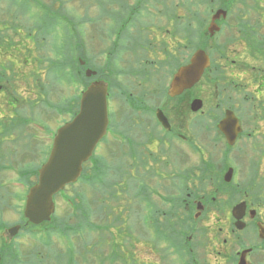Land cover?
Returning a JSON list of instances; mask_svg holds the SVG:
<instances>
[{
    "label": "flooded vegetation",
    "instance_id": "obj_1",
    "mask_svg": "<svg viewBox=\"0 0 264 264\" xmlns=\"http://www.w3.org/2000/svg\"><path fill=\"white\" fill-rule=\"evenodd\" d=\"M77 1L84 11L101 7V19L89 22L103 44L102 72L92 80L108 84L107 129L87 161L97 198L85 214L121 220L145 264H237L242 252L255 264L264 253V214L254 205L264 188L250 171L254 155H264V0ZM77 11L70 35L46 38L7 22L0 42L78 41ZM198 49L209 65L191 89L171 95L174 73ZM198 98L202 106L192 110ZM226 119L240 128L231 144L220 126ZM226 203L245 206L232 214L222 211ZM224 217L232 227L222 237Z\"/></svg>",
    "mask_w": 264,
    "mask_h": 264
},
{
    "label": "rangeland",
    "instance_id": "obj_2",
    "mask_svg": "<svg viewBox=\"0 0 264 264\" xmlns=\"http://www.w3.org/2000/svg\"><path fill=\"white\" fill-rule=\"evenodd\" d=\"M20 4L22 0H19ZM24 1V0H23ZM43 3H48L47 5L51 4L50 1L54 0H38ZM63 3L61 4L60 1L56 2L55 5H52V8L54 11H51V17L53 21L56 22L59 21V19L62 16H66L69 18H72L74 14V10L77 9V20H79V24L82 28V35L83 37L79 38V43L82 46L83 50H80V54L82 53L83 59L87 62L88 65L92 64L94 65H100L101 64V53L99 51H102L103 44L101 41H97V39L92 37L91 35H94V29L96 27L90 26L89 22L90 20L85 19V16L87 17H94L99 13L100 7L92 6L89 7L88 10H83V4L81 5L80 1L77 0H62ZM241 1V3H238L239 6L242 7V5L250 4V2H253L255 0H238ZM245 3V4H244ZM2 4V3H1ZM27 7L29 12L27 14H24L25 16H20L18 18H12L10 17L11 13L8 11L7 16L8 18L12 19L16 24H18L19 21L25 22L28 27L26 28V32L31 30L30 24L32 23L33 19L39 20L38 13L39 11L31 6ZM3 6V5H2ZM6 16V15H5ZM6 16V17H7ZM59 17V19L57 18ZM27 19V20H26ZM96 19V18H95ZM94 19V20H95ZM84 20V22H83ZM29 21V23H28ZM54 21V28H57V23ZM66 25V28L68 32H71V24L66 23L62 24ZM65 29V28H64ZM61 26L57 28L56 32H59V35L61 34ZM31 33V32H30ZM34 33V32H32ZM31 33V34H32ZM26 34V33H25ZM30 34V35H31ZM88 37H90L93 41H89ZM36 43H39L41 47H39L41 50L40 53H42L44 59L47 57H50L51 59H54L56 57L63 56L64 53H62L61 46L62 43L59 42H50V43H44V42H34V40L30 37V41L25 43V46L27 47L23 54L21 56H28L30 58L29 63L23 62L21 63L20 67H16L15 65L10 66L9 64H5L6 58L4 56V53L9 48L6 46L3 42H0V70H2L3 76L8 81L7 85L13 86V88L16 90L18 96L16 98L18 99L17 102H15L17 108L23 109L24 114L33 119L37 124L43 125L46 129H42L39 125L34 128L32 124H29L24 129V133L21 135V139L17 142H19L22 146H16L18 149L24 148L25 144L28 142L29 134L31 136V140L29 141V147L26 149L25 154L17 153V157H10V156H1L0 157V201H6L7 206H4L2 210H0V246L3 245L4 239L2 238L1 231L7 227H11L15 225L16 223H19L21 220V211L24 204V196L27 192V183H35L36 176L32 175L29 177V181H21L22 172H27L30 169L37 168L41 163L44 162L46 158V152L49 151L50 144L52 142V136L55 134V132L58 130V127L66 122L69 119V115L72 111V105L74 106V96L79 93L81 89L80 82H75L74 84H68L66 81L61 80L55 81L52 80V76L47 74L48 70L45 67L46 62L44 60L43 65L40 64L37 59H35V48ZM50 44V45H49ZM16 43L14 44V46ZM74 45V44H73ZM71 47V43H70ZM56 48H59L61 50H57ZM61 52V53H60ZM32 55V56H31ZM96 55V56H94ZM17 62V61H16ZM71 71L75 68V66H71ZM0 84H4L2 82H6L4 78L0 80ZM55 81V82H54ZM38 83L40 84L38 88H31L29 87L32 84ZM6 85V83H5ZM6 88L10 90L7 86ZM8 94V92L6 93ZM14 96V94L12 93ZM39 97L40 99H37ZM207 100H210L209 96H205ZM24 100H23V99ZM74 99V101H73ZM5 101V97L0 93V114L5 115H13V112L9 109H5V106L3 105ZM34 102L35 105L28 108L29 103ZM52 105H48V103ZM67 104V105H66ZM69 113V114H68ZM262 129L260 128L259 132ZM36 137V138H35ZM14 139V136H11V139ZM34 138V139H33ZM37 141V142H35ZM12 142V140H11ZM11 142H3V145L8 148V151H11L13 149ZM35 142V143H33ZM11 145V146H10ZM39 150V152H38ZM39 153V154H38ZM103 151L99 152V155H103ZM253 156V155H252ZM10 158V161H9ZM256 158V155H254V159ZM13 165H11V163ZM257 162V161H254ZM253 162V163H254ZM259 162V168L258 169H250L252 173V177L255 178V180H258L262 177H264V155H260ZM10 163V165L6 166L4 170H1V165ZM14 163H16L14 165ZM252 163V164H253ZM89 165V164H88ZM88 165H86V171H88ZM244 165V162L240 163V166L242 167ZM245 165H247V161L245 162ZM8 168V169H7ZM248 171V169H247ZM89 178L87 172H84V180L80 183V180L77 182V184H74L71 187H67L65 190V193L62 192L61 195L56 196L54 200L55 205V211L54 214L50 220L55 218V222L59 224L58 229L60 232L64 229L65 226L63 224L65 223L66 226L69 225H76L78 227L83 226L84 229L78 231V234H81L80 236L77 235H70L71 237H65L64 235H59L53 233L52 235L48 233V235L44 234L45 232H42L41 230L45 229L44 226H39L35 228H30L29 230L33 233L37 232L36 237L39 236L38 232L41 234L40 238L43 240L42 242H38V240L33 239L29 234V232H21L19 230L18 234L12 238V240L9 242V245L15 244L16 249H19V254H24L22 249L26 247L28 250L34 249V245L37 244V248L35 249L37 255H42L43 260L47 259L48 261L44 264H64V259L62 258L60 262L57 260V255L60 254V252H64V256L68 258L70 249H73L74 257L73 259L79 264H95L96 261L98 262H107L110 260V255L114 254L116 255L117 251L122 254L123 259H125L126 264H137L136 259L138 260L139 264H145V259L143 257L138 256L137 257V251L135 248L128 249L123 245V242L127 239L130 241V243L133 245L135 244V238L132 236H128L127 230L122 228V222L119 221L118 225H115L114 227H108V231L102 233L100 232L99 239H97L98 231H95V233L90 234V242L88 243L89 239V230L87 229L85 223V213L88 210V206L90 205V202L93 201L94 197L91 200L90 194L88 192V186L86 179ZM82 179V178H81ZM20 182V185L18 183ZM27 182V183H26ZM96 183V182H95ZM259 184L264 188V180L262 179ZM4 185V186H3ZM93 190H95V186H93ZM100 194V193H99ZM78 196V197H77ZM70 199L74 201L75 207H70ZM111 201V200H110ZM9 202V203H8ZM80 209L76 211L77 205ZM113 205L112 203H110ZM233 203L229 204H220L221 209L223 212H228L230 210L231 205ZM259 207H257L258 212L260 214H264V201L257 203ZM116 205V204H115ZM256 206V204H254ZM220 208V207H219ZM98 213L102 210V205H100L98 208ZM115 212L120 211L118 207H115ZM102 215L105 214H94L91 218H93L94 222H97L96 227H100V231H102L106 226L105 219L102 223ZM106 217V216H105ZM89 218V217H88ZM231 217H224L223 219L217 220L219 228L221 229L222 237L226 235L225 233L229 230L228 227H232L231 223ZM117 222V221H116ZM102 223V224H101ZM118 223V222H117ZM49 227V226H48ZM23 231V230H22ZM43 234V235H42ZM64 236V237H63ZM81 237V239H80ZM67 238V239H66ZM48 239V240H47ZM47 241L45 244L44 242ZM111 242L114 243V249H110L109 246ZM127 242H125L126 244ZM47 245V246H44ZM108 248V251L106 252V249ZM32 249V250H33ZM25 250V249H24ZM34 252V251H33ZM32 252V253H33ZM56 255V258H54V254ZM77 254V257H76ZM28 256V255H27ZM24 261H28V259H32V261L35 264H42L40 260L28 256L27 258H24ZM254 259L257 260L255 264H264V253L259 252L258 255L254 257ZM73 260L72 264H77ZM142 260V261H140ZM32 262V264H34ZM71 264V262H70ZM115 264H121V262H117Z\"/></svg>",
    "mask_w": 264,
    "mask_h": 264
},
{
    "label": "water",
    "instance_id": "obj_3",
    "mask_svg": "<svg viewBox=\"0 0 264 264\" xmlns=\"http://www.w3.org/2000/svg\"><path fill=\"white\" fill-rule=\"evenodd\" d=\"M207 65V56L202 50H197L191 57L190 63L181 67L174 75L171 93H180L192 87ZM86 74L89 75V71ZM199 107L200 101L194 100L192 109ZM106 125V89L99 83H93L83 91L75 116L57 130L47 160L38 170L37 182L27 193L23 214L28 223L37 225L50 219L54 211L53 196L66 185L77 180L83 162L88 159L95 145L104 135ZM220 126L231 144L240 128H235L234 122L228 119ZM230 172V170L227 172L226 180ZM244 206V203L237 204L233 207L232 213L237 214V211ZM236 219L238 220L239 217ZM239 223L237 221L236 226L242 228ZM18 229L17 225L9 228L7 232L9 236H13ZM244 254L245 252L241 253L237 264H246Z\"/></svg>",
    "mask_w": 264,
    "mask_h": 264
},
{
    "label": "trees",
    "instance_id": "obj_4",
    "mask_svg": "<svg viewBox=\"0 0 264 264\" xmlns=\"http://www.w3.org/2000/svg\"><path fill=\"white\" fill-rule=\"evenodd\" d=\"M56 1H60V0H55L53 2H56ZM97 1L98 2H102V0H97ZM258 1H261V0H255V2H258ZM0 2H1V0H0ZM5 2L7 4H9V3L12 4V7H8L7 6L5 9H7V11H10L11 13H13L14 14L13 17L15 18V15H17L18 13L23 12L25 9H27V7L23 8V7H21V5L26 4L27 2L35 3V0H24L23 2H21L22 3L21 5H18V4H20L19 0H5ZM53 2H51V3H53ZM40 10H42V12L44 13V16H46L47 14H50L51 11H54L51 6L50 7L46 6L43 9H40ZM101 14H102V11H101V7H100V11H99V13L97 15V17L99 19H101ZM45 29H46V31L50 32V31L53 30V27L52 26H46ZM48 43H50V42H48ZM39 47H41L40 44L36 43V48H35V52H34L35 59H37V57H38L39 50H40ZM62 53H64L63 56L56 57L54 59H51L50 57L45 58L46 68H48V70H49L48 74H52L54 79H55V81L64 80V81H67V83H71V80H72V77H73V74H74V71H71V68H72L71 66L74 64L77 67H81L78 64V57H77L78 54L71 53V50L69 49V47H64V50L62 51ZM82 59H83V57H82ZM35 87L37 88L38 85H36ZM10 105H11L10 103H6V106L8 108H11V107H9ZM14 113H15V115L10 116V117H6V118L4 117V115L0 116V157L1 156L2 157L3 156H10V157L12 156V157L15 158V157L18 156L17 153L25 154L26 149L29 147L28 146L29 145V141L31 140V138H29V137L31 136V134H29L28 142L24 145L25 146L24 148L18 149L16 147V146H22L17 141H19L21 139V135L24 133V129L26 128V126L28 124L27 123L28 121L18 111H14ZM11 136H14V139L13 138L11 139ZM11 140H12V142H11ZM3 142H7V143L11 142L12 146H13V149L11 151H8V148H6L3 145ZM38 152H39V150H38ZM9 161H10V158H9ZM10 163L1 165L2 166L1 170H4L6 166L10 165ZM15 164L16 163H14V165ZM11 165H13V163H11ZM37 168L30 169L27 172L23 171L22 174H20L21 181L28 179L27 180V182H28L30 176H32V175L36 176ZM23 182L25 183V181H23ZM31 185H32V182L31 183H27V187H29ZM4 206H7V202L4 201V200L0 201V210H2ZM78 209H80V208L77 207L76 210H78ZM52 220L53 221H51V222H45V223L40 224L38 226L29 224L28 225L29 227H28V229L25 232H29V234H31L30 236L33 237V239L38 240V242H42L43 240H41V238H40L41 234L38 232L39 236L36 237L35 234H37V232L33 233L32 231L29 230L30 228H35V227H39V226H44V227L46 226L45 229L41 230L42 232H45L44 234H46L47 231H48L49 235L50 234L52 235L53 233H55V234L57 233V234H59L61 236L65 235L66 237H69V238L71 237L70 235H72V236L73 235L80 236L81 234H78L79 229H80V231L82 229H84L83 226L77 227L76 226L77 224L76 225L72 224V225L66 226V224L64 223L63 226H65V227L62 230V232H60V230L58 229L59 224L57 222H55V218H53ZM84 220H86L85 225H86V227L89 228V230H90V228H92V229L95 228V226L93 227L91 223H90V225L87 224V221H88L87 217H85ZM105 226H107V225H105ZM107 229L108 228L105 227L100 232L104 233V232L108 231ZM46 235H48V234H46ZM80 239H81V237H80ZM46 242L47 241H45L44 244ZM89 242H90V234H89L88 243ZM44 246H47V245H44ZM37 247H38L37 244L34 245V249L32 248L33 250L32 249L28 250L26 247H24L22 249L24 254H22V253L19 254V252H18L19 249H16L15 244H14V246L12 244L9 245V243L8 244H3V245L0 246V264H32V262H33L32 259L29 258L28 261H24V259L22 258V257L27 258L28 256L35 257L36 259L39 258V256H40V258L37 259V260L38 261L40 260V262H42V264H44L48 260L47 259L43 260L42 255H39V256L37 255V253L35 252L36 251L35 249ZM110 248L112 250L114 249V243L113 242H111ZM53 254H54V258H56L55 253H53ZM64 257H65L64 261H66V262H64V264H70V262H71V264L73 263V260H74L73 259V257H74L73 254L71 256L68 255V258H67L66 255L64 256L60 252V254L57 255V260L60 262V260L62 258L64 259ZM76 257H77V255H76ZM109 258H110L109 263L96 261L95 264H115V262L117 260H121L122 259V254L119 253V251H117V253L115 255L114 254V250H113V255L112 256L110 255ZM122 261H125V259H123ZM77 264H79V262Z\"/></svg>",
    "mask_w": 264,
    "mask_h": 264
}]
</instances>
